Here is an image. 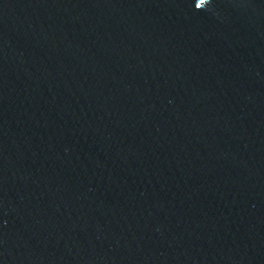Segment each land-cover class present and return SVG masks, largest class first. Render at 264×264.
Wrapping results in <instances>:
<instances>
[{
    "label": "water",
    "instance_id": "water-1",
    "mask_svg": "<svg viewBox=\"0 0 264 264\" xmlns=\"http://www.w3.org/2000/svg\"><path fill=\"white\" fill-rule=\"evenodd\" d=\"M0 264H264V0H0Z\"/></svg>",
    "mask_w": 264,
    "mask_h": 264
},
{
    "label": "snow or ice",
    "instance_id": "snow-or-ice-1",
    "mask_svg": "<svg viewBox=\"0 0 264 264\" xmlns=\"http://www.w3.org/2000/svg\"><path fill=\"white\" fill-rule=\"evenodd\" d=\"M197 7H199V5H197Z\"/></svg>",
    "mask_w": 264,
    "mask_h": 264
}]
</instances>
